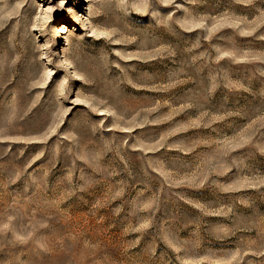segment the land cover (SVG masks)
<instances>
[{"label": "rangeland", "instance_id": "rangeland-1", "mask_svg": "<svg viewBox=\"0 0 264 264\" xmlns=\"http://www.w3.org/2000/svg\"><path fill=\"white\" fill-rule=\"evenodd\" d=\"M0 264H264V0H0Z\"/></svg>", "mask_w": 264, "mask_h": 264}]
</instances>
